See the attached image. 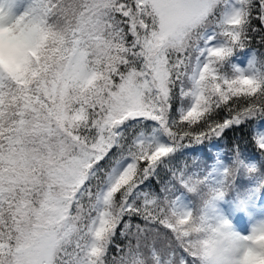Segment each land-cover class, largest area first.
<instances>
[{
	"label": "snow or ice",
	"instance_id": "obj_1",
	"mask_svg": "<svg viewBox=\"0 0 264 264\" xmlns=\"http://www.w3.org/2000/svg\"><path fill=\"white\" fill-rule=\"evenodd\" d=\"M8 4L0 264H264V226L236 231L216 207L231 172L264 177V165L249 166L239 145L230 162L176 161L264 121V55L246 53L257 36L264 44V0ZM253 148L264 155L260 131ZM162 170V194L142 187Z\"/></svg>",
	"mask_w": 264,
	"mask_h": 264
},
{
	"label": "trees",
	"instance_id": "obj_2",
	"mask_svg": "<svg viewBox=\"0 0 264 264\" xmlns=\"http://www.w3.org/2000/svg\"><path fill=\"white\" fill-rule=\"evenodd\" d=\"M255 23L257 26H259L258 21H255ZM253 49L256 51L257 56L264 55V44L260 43L258 36L252 39L251 46L246 49V51H251ZM175 109L178 114L179 104L175 106ZM220 115L222 117L224 114L221 113ZM257 122L258 121H250L245 125L233 126L229 129H226L218 139H214L202 145H193L191 148L182 149L177 153L176 161L181 166L187 165L193 170H198L201 167H210L213 163H215L217 154L224 158L226 162H230L234 156V147L239 145L240 148L244 150L245 155H249L248 161L252 160L255 165L257 164V166L260 167L264 165V155H261L258 150H254L253 148L254 139L257 132L259 131L256 128ZM259 178L264 179V177ZM169 179H171L169 172L167 170H162L158 178H151L149 181H146V184L142 187L146 188V190L162 194L161 189ZM247 179L248 178H246L245 175H239L237 177V181L241 182L242 184H244ZM128 220L131 221L133 226L136 224L141 225V227L146 226V222L139 216L125 217V221ZM148 226L154 227L152 225ZM162 231L170 234V230L168 229H162ZM120 242L124 243V241ZM159 244L161 247H163L165 244H167V240L161 239ZM113 251L115 250L113 249ZM177 251L180 255H183L187 259L191 260L190 257H187L186 253H183L182 249H177Z\"/></svg>",
	"mask_w": 264,
	"mask_h": 264
},
{
	"label": "rangeland",
	"instance_id": "obj_3",
	"mask_svg": "<svg viewBox=\"0 0 264 264\" xmlns=\"http://www.w3.org/2000/svg\"><path fill=\"white\" fill-rule=\"evenodd\" d=\"M8 6H9L8 0H0V7H4L7 11ZM17 11L22 12L23 7H19ZM244 63L245 64L247 63L246 59L244 60ZM256 128H260L261 134L262 136H264V121L259 122ZM217 205H218L217 210L220 216L228 220L236 231H241V229H244L242 215L235 206L231 204H226L223 202V200L218 201ZM253 208H256V207L253 206ZM259 213H264V205L259 209V211H255L251 219L252 227L250 230H247V231H251L253 228H256V227L264 226V216H258ZM247 231H245V234H247Z\"/></svg>",
	"mask_w": 264,
	"mask_h": 264
},
{
	"label": "clouds",
	"instance_id": "obj_4",
	"mask_svg": "<svg viewBox=\"0 0 264 264\" xmlns=\"http://www.w3.org/2000/svg\"><path fill=\"white\" fill-rule=\"evenodd\" d=\"M249 164V162H246ZM245 171V177L252 179L253 177L249 176L247 173V169L244 170ZM230 176L232 177V186L225 189V193H224V197L228 196L229 194H231L233 191H235V180L237 179V177L239 176V170H235L233 172L230 173ZM246 196V193H242L240 198H244ZM212 197L211 195L209 196V200H211ZM209 200H205L204 204L205 206L208 205ZM216 207L218 208V205L216 204Z\"/></svg>",
	"mask_w": 264,
	"mask_h": 264
}]
</instances>
